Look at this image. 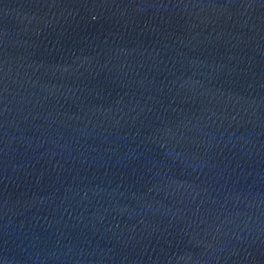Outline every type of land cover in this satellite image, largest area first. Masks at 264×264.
<instances>
[{"label":"water","instance_id":"obj_1","mask_svg":"<svg viewBox=\"0 0 264 264\" xmlns=\"http://www.w3.org/2000/svg\"><path fill=\"white\" fill-rule=\"evenodd\" d=\"M0 264H264V0H0Z\"/></svg>","mask_w":264,"mask_h":264}]
</instances>
